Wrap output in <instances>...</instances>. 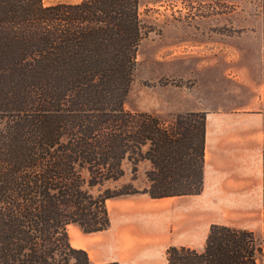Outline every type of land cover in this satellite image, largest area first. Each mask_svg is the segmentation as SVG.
<instances>
[{
	"label": "trees",
	"instance_id": "1",
	"mask_svg": "<svg viewBox=\"0 0 264 264\" xmlns=\"http://www.w3.org/2000/svg\"><path fill=\"white\" fill-rule=\"evenodd\" d=\"M138 8L0 0V264H93L67 227L108 228L107 200L140 192L112 186L126 161L132 172L150 163L151 198L202 191L204 112L166 123L125 108L145 35ZM166 259L264 264V234L213 223L202 251L170 246Z\"/></svg>",
	"mask_w": 264,
	"mask_h": 264
},
{
	"label": "rangeland",
	"instance_id": "2",
	"mask_svg": "<svg viewBox=\"0 0 264 264\" xmlns=\"http://www.w3.org/2000/svg\"><path fill=\"white\" fill-rule=\"evenodd\" d=\"M41 1L49 6L79 0ZM138 11L145 35L125 108L166 123L179 113L207 112L211 131L228 144L220 162L227 164L228 156L236 152L238 171L235 175L212 171L214 182L208 188L216 193L241 191L208 198L210 220L263 235L264 6L260 0H139ZM144 161L137 163L135 172L126 161L124 175L112 186L130 184L143 193L151 168ZM114 199L106 203L112 221ZM140 232L119 233L114 223L98 233H85L78 225L67 227L70 244L85 250L92 263L124 259L129 254L123 251L124 244L143 236Z\"/></svg>",
	"mask_w": 264,
	"mask_h": 264
},
{
	"label": "crops",
	"instance_id": "3",
	"mask_svg": "<svg viewBox=\"0 0 264 264\" xmlns=\"http://www.w3.org/2000/svg\"><path fill=\"white\" fill-rule=\"evenodd\" d=\"M204 114L205 137L202 191L196 195L161 198H151L147 193H138L114 199L116 216L113 217V221L111 216H109L110 227L114 223L119 233L121 231H129L133 235H139L141 233L140 230H142L144 234L141 237H132L129 243L124 244L123 251L129 253L124 259L112 258L93 264L107 262H117L118 264H167L165 252L169 246H185L196 251L203 250L209 226L212 223H216L210 220L212 211L207 199L213 196H227L229 191L233 195H239V192H241L239 189H221L219 190L220 193H216V191H211L208 188L214 182H210L212 171H216L220 175L222 173L235 175L238 174V171L236 152H232L231 156H228L230 158L227 164L220 162V156L223 155L222 150L228 148V144L225 141H220L215 133L211 131V122L209 123V121L212 118L207 112H204ZM144 162L150 166L148 161L145 160ZM258 183H260V179ZM172 202L174 205H172ZM235 228L254 231L242 227ZM171 229L173 232L170 236L169 231Z\"/></svg>",
	"mask_w": 264,
	"mask_h": 264
}]
</instances>
